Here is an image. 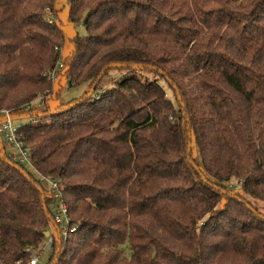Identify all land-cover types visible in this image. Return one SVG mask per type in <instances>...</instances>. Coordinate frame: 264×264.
Wrapping results in <instances>:
<instances>
[{
  "label": "trees",
  "instance_id": "1",
  "mask_svg": "<svg viewBox=\"0 0 264 264\" xmlns=\"http://www.w3.org/2000/svg\"><path fill=\"white\" fill-rule=\"evenodd\" d=\"M54 3L0 0V109L30 117L33 169L0 146V261L56 225L49 177L76 227L53 264H264V0H68L86 35L62 70L90 88L49 108Z\"/></svg>",
  "mask_w": 264,
  "mask_h": 264
},
{
  "label": "rangeland",
  "instance_id": "2",
  "mask_svg": "<svg viewBox=\"0 0 264 264\" xmlns=\"http://www.w3.org/2000/svg\"><path fill=\"white\" fill-rule=\"evenodd\" d=\"M68 0H55L54 3V7H53V13H51L50 15L52 16L49 17L48 16V20L51 21L52 19L54 21H56V24L58 26H60L61 30H62V34L65 37V43L60 47L59 49V58H58V62L57 64H63L64 60L69 56L70 54V50H71V39H73L74 37L78 36V37H84L86 35V30L85 27L82 25L81 22L78 23H74L71 20L70 17V6L67 3ZM117 72L112 71L109 73L108 76H105L101 79L100 82V87L106 89L109 86V83H112V79L111 77H115L117 74ZM58 75L61 76V81H60V86L58 87L56 84H54V87L57 89V95H53V99L48 101L49 103V108H54L56 106H61V105H66L67 103L74 101V100H78L80 99L84 93L89 90L90 88V83L89 82H83L81 84H77V85H70L68 80L64 77V71H58ZM119 75V74H118ZM147 75V76H145ZM144 77L147 78H151L153 77L152 74H144ZM54 83V82H53ZM99 87V88H100ZM52 90V89H51ZM48 91L47 93H39L37 98H40L41 101L46 100L47 94L50 95L52 91ZM38 103V101H37ZM8 110V109H7ZM11 112V110H9ZM35 112L32 111V115L34 117ZM30 121V117L29 116H22V117H14L12 118V126L14 128H18V127H23L24 125H26L27 123H29ZM31 122L34 123H38V121L34 118H32ZM40 123V122H39ZM0 146H2L7 153L9 154H16L17 151L12 149L9 145H7L6 141L3 139V136L0 134ZM190 151H191V157L194 159V161L200 165V161H199V154H198V150L197 147L195 145L194 139H192L191 143H190ZM25 167H27L28 170H33L31 168V165L28 164L27 162H25ZM233 188L238 187V185L233 182ZM43 186H47V184H42ZM48 188V186H47ZM251 205L256 209V211L261 214L264 215V202L259 201V200H254L251 199L250 200ZM58 207H56L57 209ZM69 218V216H68ZM70 220V218H69ZM74 227L76 229V227L74 225L71 224V220L69 222V226L67 228H62L63 231L65 230L67 232L66 237L63 238L61 236V229H58V227L56 225L49 227L48 232L50 235H53L54 238V244L56 242H64L68 236L70 235L71 231L70 228ZM47 238H44V240L42 241L38 253L36 255L38 263L37 264H53V263H57V256L56 257H51L50 256L53 255V250L49 251L48 250V245H47ZM53 244V245H54ZM57 253V252H56ZM124 253L125 256L129 257L130 252L129 249L127 247H124ZM50 259V261H49Z\"/></svg>",
  "mask_w": 264,
  "mask_h": 264
},
{
  "label": "built area",
  "instance_id": "3",
  "mask_svg": "<svg viewBox=\"0 0 264 264\" xmlns=\"http://www.w3.org/2000/svg\"><path fill=\"white\" fill-rule=\"evenodd\" d=\"M51 21L48 20L49 23H51ZM62 69H63L62 64H56L55 68L50 72L49 75L53 82L57 80L58 71H61ZM19 129L20 127L14 128L12 126V116L9 110L0 109V134L3 136V139L6 141L7 145H9L11 148L15 149L19 153V155L21 156L20 160H24L29 164L30 155L28 153V150L25 149L26 147L20 138V135L18 133ZM38 180L40 184H47L48 189L52 190L53 192L52 198L55 199L58 203V205L56 206L58 208L56 209L55 207L53 211L54 222L56 226L58 227V229L62 230L61 236L65 238L67 232L65 230L63 231V229L69 226L70 220L68 218L67 209L65 205L63 204V202L61 201L60 195L57 192V183L49 177H39ZM70 230L74 231L75 228L71 227ZM47 240H48L47 242L48 250L51 251L53 248V244H54L53 235L49 234L47 237ZM38 250H39V247L36 250H30L31 257L28 261V264L38 263L37 257L34 253L36 252L37 254ZM27 251H29V249ZM0 264H3V263L0 261Z\"/></svg>",
  "mask_w": 264,
  "mask_h": 264
},
{
  "label": "water",
  "instance_id": "4",
  "mask_svg": "<svg viewBox=\"0 0 264 264\" xmlns=\"http://www.w3.org/2000/svg\"><path fill=\"white\" fill-rule=\"evenodd\" d=\"M48 235H49V232H48V231H46V232L43 233V236H44L45 238H47Z\"/></svg>",
  "mask_w": 264,
  "mask_h": 264
}]
</instances>
